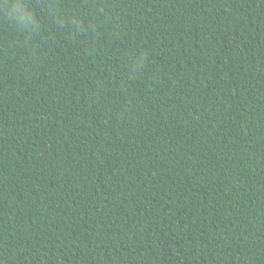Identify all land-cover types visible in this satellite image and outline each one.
I'll return each mask as SVG.
<instances>
[{"label": "trees", "instance_id": "obj_1", "mask_svg": "<svg viewBox=\"0 0 264 264\" xmlns=\"http://www.w3.org/2000/svg\"><path fill=\"white\" fill-rule=\"evenodd\" d=\"M22 3L0 264H264V0Z\"/></svg>", "mask_w": 264, "mask_h": 264}, {"label": "clouds", "instance_id": "obj_2", "mask_svg": "<svg viewBox=\"0 0 264 264\" xmlns=\"http://www.w3.org/2000/svg\"><path fill=\"white\" fill-rule=\"evenodd\" d=\"M0 13L21 31H35L38 28L35 17L22 0H0Z\"/></svg>", "mask_w": 264, "mask_h": 264}]
</instances>
